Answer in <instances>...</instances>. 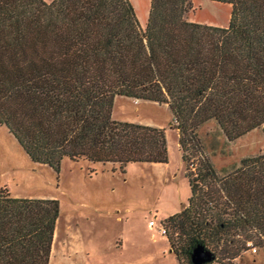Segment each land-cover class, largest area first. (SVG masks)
Instances as JSON below:
<instances>
[{
  "label": "trees",
  "instance_id": "1",
  "mask_svg": "<svg viewBox=\"0 0 264 264\" xmlns=\"http://www.w3.org/2000/svg\"><path fill=\"white\" fill-rule=\"evenodd\" d=\"M213 1L231 4L228 26L187 19L192 0H150L144 28L130 0H0V125L32 161L166 162L164 129L112 107L168 105L191 187L162 222L179 264L199 244L233 264L264 243V152L220 175L198 133L214 120L233 140L264 124V0ZM58 213L57 199L0 186V264H49Z\"/></svg>",
  "mask_w": 264,
  "mask_h": 264
},
{
  "label": "rangeland",
  "instance_id": "2",
  "mask_svg": "<svg viewBox=\"0 0 264 264\" xmlns=\"http://www.w3.org/2000/svg\"><path fill=\"white\" fill-rule=\"evenodd\" d=\"M192 3L187 19L229 23L231 4L213 0ZM136 8L144 28L150 0H137ZM112 117L163 128L167 161L129 162L121 169L112 162L64 158L55 170L32 161L6 126L0 125V186L13 196L58 200L49 264H179L169 250V230L162 222L188 204L191 187L172 112L166 103L116 96ZM198 133L220 175L239 166L242 158L264 152V124L233 140L214 120L201 125ZM162 225L165 235L159 231ZM247 246L232 263L264 264V243L248 241ZM183 264H188L187 260ZM209 264L221 263L213 260Z\"/></svg>",
  "mask_w": 264,
  "mask_h": 264
},
{
  "label": "water",
  "instance_id": "3",
  "mask_svg": "<svg viewBox=\"0 0 264 264\" xmlns=\"http://www.w3.org/2000/svg\"><path fill=\"white\" fill-rule=\"evenodd\" d=\"M214 259V253L211 250L206 249L202 244L196 246L191 254L193 264H207L212 262Z\"/></svg>",
  "mask_w": 264,
  "mask_h": 264
},
{
  "label": "crops",
  "instance_id": "4",
  "mask_svg": "<svg viewBox=\"0 0 264 264\" xmlns=\"http://www.w3.org/2000/svg\"><path fill=\"white\" fill-rule=\"evenodd\" d=\"M193 1V0H192ZM130 2L132 3L133 7H134V10H135V13H136V16L138 15V12H137V8H136V2L137 0H130ZM140 19V16L138 17ZM143 18V17H142ZM188 19L189 20H194L195 22H202V23H209L210 25H215V26H228V24L226 23H221L220 21L218 20H215V19H211V18H198V19H195L194 17H191V16H188ZM140 21H142V19H140ZM141 26V25H140ZM143 28V27H142ZM169 242V240H168ZM170 244V243H169ZM168 250V244L166 243V251ZM170 251H173L171 249V246L169 248ZM165 251V253H166ZM173 253V252H172ZM174 254V253H173Z\"/></svg>",
  "mask_w": 264,
  "mask_h": 264
},
{
  "label": "built area",
  "instance_id": "5",
  "mask_svg": "<svg viewBox=\"0 0 264 264\" xmlns=\"http://www.w3.org/2000/svg\"><path fill=\"white\" fill-rule=\"evenodd\" d=\"M150 224L153 225V224H154L153 221H150ZM159 231H160L162 234H164V235L166 234V229H165V227H164L163 225H162L161 227H159Z\"/></svg>",
  "mask_w": 264,
  "mask_h": 264
}]
</instances>
